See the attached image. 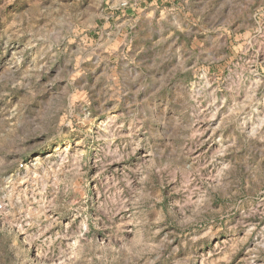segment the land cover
<instances>
[{
    "label": "rangeland",
    "instance_id": "obj_1",
    "mask_svg": "<svg viewBox=\"0 0 264 264\" xmlns=\"http://www.w3.org/2000/svg\"><path fill=\"white\" fill-rule=\"evenodd\" d=\"M0 264H264V0H0Z\"/></svg>",
    "mask_w": 264,
    "mask_h": 264
}]
</instances>
